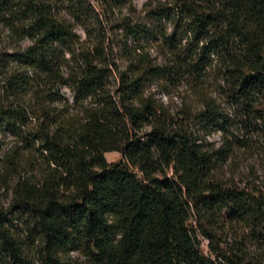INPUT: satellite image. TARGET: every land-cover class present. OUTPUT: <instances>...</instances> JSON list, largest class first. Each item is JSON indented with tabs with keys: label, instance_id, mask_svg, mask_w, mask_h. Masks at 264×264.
<instances>
[{
	"label": "trees",
	"instance_id": "trees-1",
	"mask_svg": "<svg viewBox=\"0 0 264 264\" xmlns=\"http://www.w3.org/2000/svg\"><path fill=\"white\" fill-rule=\"evenodd\" d=\"M60 4L0 0V181L17 177L13 201L36 225L42 264H59L71 246L79 264H264V195L214 175L229 145L203 149L143 95L153 77L202 76L214 64L238 123L249 131L259 121L264 141V0L150 8L154 19L176 15L191 38L182 47L174 35L128 25L133 39H160L169 58L151 64L138 45L114 93L83 0ZM203 112L210 123L223 118ZM112 151L115 163L104 157ZM0 264H38L1 213Z\"/></svg>",
	"mask_w": 264,
	"mask_h": 264
},
{
	"label": "rangeland",
	"instance_id": "rangeland-1",
	"mask_svg": "<svg viewBox=\"0 0 264 264\" xmlns=\"http://www.w3.org/2000/svg\"><path fill=\"white\" fill-rule=\"evenodd\" d=\"M57 1L58 4L62 2V6L68 4V0ZM176 2L179 0H83L88 14L84 24L89 32L98 36L108 56L111 70L109 86L112 93L118 88L117 70H125L130 62L137 60L138 45L141 46L140 52L147 55L151 64L162 65L169 58L167 46L160 39L151 37L133 39L127 32L128 25L144 24L156 34L155 38L159 31L174 35L182 47L190 40L188 32L187 34L177 28L174 19L176 15L172 20L170 17L154 19L148 16V10L154 6L172 4L174 11ZM73 31L78 40L82 41V45L87 46L89 40L82 26L74 25ZM27 43L28 41H24L23 46ZM61 91L69 103L71 98L69 89L64 86ZM143 95L149 96L151 103L167 115L172 128L190 136L203 149H217L225 142L229 145L225 158L217 162L215 177L237 187L255 188L264 195V141L258 129L263 126L256 121L255 127L253 125L249 131L241 127L235 108L224 95L223 80L214 64L208 67L202 76L184 73L153 77L145 82ZM206 108L214 109L223 118L218 123L206 121L203 117ZM147 128L143 127L142 130ZM2 140L6 144H11L13 137L7 134ZM104 157L107 162L115 163L121 156L118 152L112 151L105 152ZM16 180L17 177L10 176L0 181V213L5 217L10 230L22 242L24 252L38 264H42L43 261L40 259L42 250L36 225L13 201ZM189 221L191 225L194 224L193 218ZM198 239L200 248L205 250L207 241L202 237ZM41 256L44 258L43 254ZM56 256L59 264H79L83 260L74 246L67 247Z\"/></svg>",
	"mask_w": 264,
	"mask_h": 264
}]
</instances>
